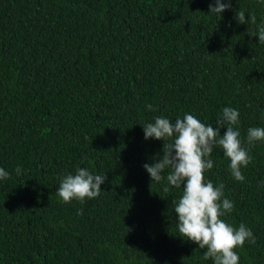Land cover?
<instances>
[{
  "label": "trees",
  "instance_id": "1",
  "mask_svg": "<svg viewBox=\"0 0 264 264\" xmlns=\"http://www.w3.org/2000/svg\"><path fill=\"white\" fill-rule=\"evenodd\" d=\"M231 3L217 16L215 0H0V264H214L179 237L182 188L164 191L169 170L151 182L143 165L163 142L142 126L188 113L216 127L225 107L252 163L236 181L217 146L205 176L235 206L226 222L255 236L239 264H264V142L247 144L264 127V44L247 33L264 0ZM78 167L107 180L63 203L60 179Z\"/></svg>",
  "mask_w": 264,
  "mask_h": 264
},
{
  "label": "clouds",
  "instance_id": "2",
  "mask_svg": "<svg viewBox=\"0 0 264 264\" xmlns=\"http://www.w3.org/2000/svg\"><path fill=\"white\" fill-rule=\"evenodd\" d=\"M231 0H215L210 5V14L222 15L231 9ZM243 10H238L235 16L241 25L257 24L255 14L246 20ZM248 35L259 37V43L264 44V26L258 30L248 29ZM149 111H157L151 104H147ZM240 113L232 107H225L216 122V127L202 123L196 116L185 113L183 118L175 122L163 116L154 117V122L143 125L145 140L163 142L162 153L151 158L152 162L143 165L151 178V182H161L165 179L167 185L182 188V195L173 201L174 213L177 219L179 237L198 245L199 249H206L202 259H211L214 264H239L240 257L235 251L243 248L246 242L255 244L252 230L245 224L238 228L226 222L224 217L234 210V204L224 196V185H214L206 179L205 174L214 166L211 159L214 148L219 146L230 161V173L236 181L244 182L242 168L252 163L248 148L242 145L239 130ZM221 129L226 132L221 135ZM256 142H264V127H251L247 130V144L252 146ZM16 173L22 169L17 167ZM10 178V174L0 167V180ZM106 175H94L86 168L78 167L75 174H67L60 179L55 195L63 203L71 204L73 200L81 204L100 196L102 185L106 182ZM83 215V210L77 212ZM129 230V229H128Z\"/></svg>",
  "mask_w": 264,
  "mask_h": 264
}]
</instances>
